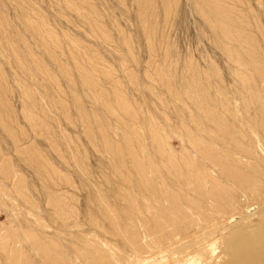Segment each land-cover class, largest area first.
Masks as SVG:
<instances>
[{
    "label": "rangeland",
    "instance_id": "1",
    "mask_svg": "<svg viewBox=\"0 0 264 264\" xmlns=\"http://www.w3.org/2000/svg\"><path fill=\"white\" fill-rule=\"evenodd\" d=\"M263 195L264 0H0V264H264Z\"/></svg>",
    "mask_w": 264,
    "mask_h": 264
},
{
    "label": "bare ground",
    "instance_id": "2",
    "mask_svg": "<svg viewBox=\"0 0 264 264\" xmlns=\"http://www.w3.org/2000/svg\"><path fill=\"white\" fill-rule=\"evenodd\" d=\"M123 107V106H122ZM258 193V192H257ZM256 194V193H255ZM264 196V195H263ZM244 212V211H243ZM238 224V223H237ZM212 225V224H211ZM238 226V225H237ZM209 231V230H208ZM211 232V231H210ZM221 238V237H220ZM195 239V238H194ZM189 242V241H188ZM190 243V242H189ZM213 251V250H212ZM200 254V253H199ZM186 258V257H185ZM196 261H198V260H196Z\"/></svg>",
    "mask_w": 264,
    "mask_h": 264
}]
</instances>
